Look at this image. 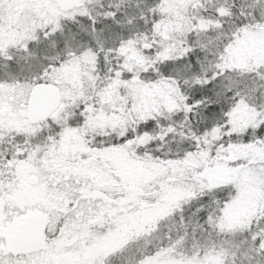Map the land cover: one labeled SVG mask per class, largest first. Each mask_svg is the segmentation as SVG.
Here are the masks:
<instances>
[{"label": "snow or ice", "instance_id": "snow-or-ice-1", "mask_svg": "<svg viewBox=\"0 0 264 264\" xmlns=\"http://www.w3.org/2000/svg\"><path fill=\"white\" fill-rule=\"evenodd\" d=\"M0 264H264V0H0Z\"/></svg>", "mask_w": 264, "mask_h": 264}]
</instances>
